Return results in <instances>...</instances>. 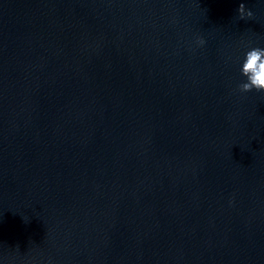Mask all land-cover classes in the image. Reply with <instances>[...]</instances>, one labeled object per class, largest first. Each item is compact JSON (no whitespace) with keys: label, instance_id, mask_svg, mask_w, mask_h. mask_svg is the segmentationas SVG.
<instances>
[{"label":"water","instance_id":"1","mask_svg":"<svg viewBox=\"0 0 264 264\" xmlns=\"http://www.w3.org/2000/svg\"><path fill=\"white\" fill-rule=\"evenodd\" d=\"M255 46L264 0H0V264H264Z\"/></svg>","mask_w":264,"mask_h":264},{"label":"clouds","instance_id":"2","mask_svg":"<svg viewBox=\"0 0 264 264\" xmlns=\"http://www.w3.org/2000/svg\"><path fill=\"white\" fill-rule=\"evenodd\" d=\"M237 12L240 20L253 17V12L246 9L244 3L239 4ZM197 42L200 45L205 43L203 38L199 37ZM240 72L246 79L238 85L239 91L244 93L251 92L253 89L258 92L264 91V47H250L245 52Z\"/></svg>","mask_w":264,"mask_h":264}]
</instances>
